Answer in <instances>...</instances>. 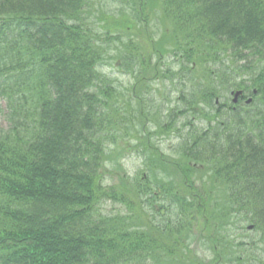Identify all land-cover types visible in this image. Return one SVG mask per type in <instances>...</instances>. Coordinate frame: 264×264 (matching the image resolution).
I'll use <instances>...</instances> for the list:
<instances>
[{
    "label": "trees",
    "instance_id": "trees-1",
    "mask_svg": "<svg viewBox=\"0 0 264 264\" xmlns=\"http://www.w3.org/2000/svg\"><path fill=\"white\" fill-rule=\"evenodd\" d=\"M118 1L116 14L108 0H0V116L7 124L0 132V264H223L181 249L184 231L199 223L225 240L220 228L249 221L264 243V0H150L161 7L169 42L152 40L149 0ZM132 30L149 40L121 36L113 54L104 46ZM145 43L151 53H174L176 75L200 86L182 91L186 110L203 112L199 100L214 104L231 86L257 89L253 105L217 121L215 137L196 136L183 147L188 161L209 164L214 186L200 194H188L185 179L161 187L158 194L177 205L161 220L145 211L144 197L156 202L148 182L105 184L104 144L107 136L118 142L119 132H135L134 147L155 166L173 165L142 127L143 96L138 106L119 107L121 94L99 69L112 59L149 58ZM150 71L157 74L158 65ZM106 200L123 201L129 212L106 217Z\"/></svg>",
    "mask_w": 264,
    "mask_h": 264
},
{
    "label": "rangeland",
    "instance_id": "rangeland-1",
    "mask_svg": "<svg viewBox=\"0 0 264 264\" xmlns=\"http://www.w3.org/2000/svg\"><path fill=\"white\" fill-rule=\"evenodd\" d=\"M100 9H99V11H100ZM107 9L109 11H111L113 9L120 10L121 9V3L119 1H117V0H108ZM160 9H161V7H159L158 5H152L151 1H149L148 8L146 9V13L149 15L150 19L152 21H154V23L158 24V27L156 28V31H157L156 36L161 39L162 36H164V34H163L164 32L162 30L166 26V23L164 24L163 15L161 14ZM116 14H118V13H116ZM161 33H162V35H160ZM130 34H132V35L135 34L136 35V31L132 30V31H130ZM128 36H129V33H128V35L126 37H128ZM133 37H134L136 43H138L139 40H137L134 35H133ZM153 39L155 40V36H154ZM119 43L120 42H118V41H116V39H114L113 42L111 41L110 43H107L105 45V47H108L110 49L114 45V46H116V50H117L118 49L117 46H119ZM146 48H147V45H146ZM110 52L113 54L114 50H111ZM136 63H139V61L136 62ZM115 64H116V62L113 61V65L105 67L104 72L109 76V79L112 80L117 85L116 87H118V89H120L124 93V97H122V103H125V102L127 103V102L130 101L129 102V105H130L132 103H131V96L129 94L128 89L134 84L133 82H134L135 78H137L139 76V74H137V72H135L132 75L131 73L126 72L127 71V65L123 66L122 68H119V67H116ZM128 69H130V68H128ZM166 89H165V91H166ZM177 96H178V94L175 95V98ZM159 99L160 100H162V99L164 100V97H162V99L161 98H159ZM160 100H158V103H155V105H159L160 104ZM126 103L124 105H128ZM193 117L194 118H198V116H193ZM149 123H151V121ZM132 126H134L133 122H131V124H128L129 129ZM198 127L199 128H204L205 124H199ZM187 129H188L189 133H192L193 131H195V129H193V128H187ZM176 133H184V135L187 134L183 130L182 131L178 130V131H176ZM119 135L122 136L123 133L119 132ZM134 135H135L134 132L130 130L129 134H125L124 137H121L122 138L121 141L118 139L119 146L117 145V147H121V149L120 150H115L114 152L113 151L108 152V155H109L108 158H110V161H108L109 166H110V170L109 171L111 173L115 171V175H118V174L122 173V171H124V169L120 166V164H121L120 160L121 159L119 158L120 151H122L123 149H124L123 151H129L127 153V155H126L127 159L125 158V162H124L125 163L124 165H125L127 171L131 175H136L138 172H142L143 171V169H144L143 165L144 164L142 163V160L137 158V156L135 154H133V151H131L134 148L133 146H131V144L135 145V142H136L134 140ZM175 136H178V135L175 134ZM180 141L181 140H177L176 137L167 138L165 140V142L163 143V146H162L163 151L167 155L175 158L177 161H180L179 152L182 150V147L178 148V144L180 143ZM107 142L110 143L111 141L107 140ZM185 175L189 176L187 173H185ZM123 176L124 175L119 176V177L113 176L115 179H112L110 177V178H108L107 182H109V183H113V182L121 183V178ZM162 176H163V174H162ZM188 184L190 185L191 183L188 182ZM198 192H200V191L196 190V193H198ZM205 195H203V196H205ZM143 199L145 200V198H143ZM155 199H156V204L155 205L158 206V211L160 213V215H158V218H160L161 216H163V218L164 217H168L169 209L171 208V206L164 199H160V195H156ZM145 202H146L147 206L151 205L150 204V200H145ZM101 211L104 214H106V217H110L111 214H116V213L125 214V213H128L129 209L127 208L126 204L123 201L122 202H118V201L112 200L110 202L105 203L102 206ZM147 214L149 216H152L151 212H148ZM144 217L145 216H143L141 219L144 220ZM249 225L250 224L248 222H243L241 225L238 224V223L234 224L233 225L234 229H232V233L234 235V239L231 237V235H228L227 229H226L225 232L222 231V234L224 236H228L230 244H231V240L232 239L234 241L236 239L235 242L239 243V240H237V239L240 238V237H244L246 245H245V247L240 246L238 248V252H239L238 256L241 254L240 252L243 250L242 251V256L240 255L242 257V260L237 262L238 264L239 263L240 264H249L248 261L250 259H255V261H253L252 264H264V255H257V253H255V251L258 250L257 246L251 244V243H255V240H258V231L254 230V229L253 230H249L247 228ZM241 226L244 227V229H241L240 228ZM225 233L227 235H225ZM230 233H231V231H230ZM231 245H233V244H231ZM212 246H216V245L215 244L211 245L210 242L205 244V243H201L198 240L197 241H193L192 243H190L189 247L187 248V255H189V256H191V255L194 256L195 255L196 258H199V259L205 257L206 261H209L211 259V261L217 260L218 262H221L223 264H235L234 262H231V260H233V257L229 256V250H226L224 248L218 249L219 250V254H218V250L215 249V247L213 248ZM251 247H254V248L251 249ZM258 247H260V246H258ZM263 248L264 247H261L259 252L264 251ZM217 257H220V258H217ZM203 262H205V261H203ZM205 263H208V262H205Z\"/></svg>",
    "mask_w": 264,
    "mask_h": 264
}]
</instances>
